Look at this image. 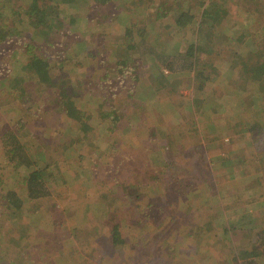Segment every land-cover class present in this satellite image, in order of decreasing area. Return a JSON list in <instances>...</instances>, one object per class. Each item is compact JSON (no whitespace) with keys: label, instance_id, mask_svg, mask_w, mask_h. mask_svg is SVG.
Here are the masks:
<instances>
[{"label":"rangeland","instance_id":"obj_1","mask_svg":"<svg viewBox=\"0 0 264 264\" xmlns=\"http://www.w3.org/2000/svg\"><path fill=\"white\" fill-rule=\"evenodd\" d=\"M210 1L227 13L200 26ZM60 2L46 16L64 27L44 34L6 20L0 0V264H237L242 243L264 264V0H88L73 25ZM179 7L196 22L179 25ZM195 42L205 89L186 58ZM33 56L49 60V85ZM40 155L49 194L20 189L14 211L20 161Z\"/></svg>","mask_w":264,"mask_h":264},{"label":"trees","instance_id":"obj_2","mask_svg":"<svg viewBox=\"0 0 264 264\" xmlns=\"http://www.w3.org/2000/svg\"><path fill=\"white\" fill-rule=\"evenodd\" d=\"M15 1L19 2L20 0H15ZM60 1L61 2L58 3L59 10H61L62 6H67L69 9H73L72 12H75L77 14V17L71 16L69 19L71 22L70 24L73 25L74 23L77 22V20H80L81 17L79 16V14H82L83 12L82 8L85 10V3L88 0H60ZM249 1H253V0H249ZM3 2H4V6H10V9L6 13L5 19L8 17L9 14H12V15H17L19 19H22L24 16H26L27 18L23 20V24L26 22L27 23L33 22L34 24H37L38 22L41 21L40 23L44 27V30H43L44 34H47V33L50 34V31L52 30L53 27H56V28L64 27V23L62 22V18L60 15L55 16V17L46 16V10L50 6V3L53 2V0H31V2H29V4H27L26 6L27 10H23L24 6L20 4H15L14 0H3ZM167 2L168 1H162L158 3L156 8L161 9L163 6L168 5ZM209 4L210 6L211 5L214 6L215 11L214 13L213 12L210 13L208 7L203 9L201 13V20L199 22L200 26L205 23L206 24L210 23V25H213L214 22H218V20L220 19L223 13L224 14L227 13V11L224 9L223 6L215 4V2H211V1ZM170 9L174 12L176 11L175 14H177V8L175 9L174 6H172L170 7ZM178 11L180 12L178 13L176 22L182 27H185L189 24H192L193 22L194 23L196 22L195 15L188 17L187 14L184 11H182V7H179ZM123 18H126V17L123 16ZM0 19H4L3 13L1 11H0ZM44 22H46V24H44ZM34 34L31 36L34 37ZM241 37L243 38L244 36L242 35ZM239 40H241V38ZM120 47L122 48L123 44H120ZM205 52L207 51L204 49V47H202L201 45L199 47L198 43L195 42V43H192L191 45L190 54L188 55V57L186 56L187 59L190 58V56H191V59H192V56L194 57L193 62L192 60L190 61L192 62L191 67H193L194 70L196 71V76L194 80L200 82V84L198 85V89H205L206 85L210 81V75L206 71L205 65L203 66V68H199V67L197 68V60L200 57L204 56ZM128 59L129 58H125V60L120 62L122 67L127 65ZM25 66L28 70L33 72L37 83L44 85V86H46V84L49 85L52 79L51 71H50L51 64L49 60L42 58L41 56H36V57L33 56L30 59V61L26 63ZM169 66L172 70H175L174 66H171V65ZM261 68L264 69V61L259 66V69ZM11 72L12 71L10 72L7 71L9 75L11 74ZM5 79L0 78V83H3ZM12 85H13V82H12ZM12 85L11 87H13ZM19 90L21 91L20 88ZM71 97L73 98V96ZM69 100L71 101V103L74 104V101L71 98H69ZM21 137H22V134H21V131L18 130L17 125L15 128L9 129L6 132V135L3 137V143L6 146H8L13 141L14 150L12 149L9 150V154H10L9 157L11 159V162H16L17 160L16 152L23 148ZM9 138H11L10 142H8ZM25 142L26 141H23V143ZM44 157L40 155L39 156L40 159L38 161H33L30 157H27L23 162L20 161L22 168H25L28 170L30 168V172L25 178V180L22 182V185L21 183H19L18 185V187H20L19 190H12L7 193L8 203L11 205V206L9 205L10 206L9 208L14 209V211H19L22 209L23 200H22V197L18 194V191H20V189H24L26 191L27 193L26 195L29 199L41 198L49 194V190L46 186V180L48 179L47 177H49L50 172L52 171H50L51 165L47 161H45L42 166L39 165L40 162L44 160ZM56 169L58 171L60 167L56 166ZM60 174L62 175V173ZM2 215H3V212H2ZM3 216L8 218L9 214H5ZM112 241L115 244L120 242V237L118 235L117 228H115L114 235L112 236ZM259 256H261V253H259V251L250 252V248L247 246V244L242 243L240 247H236L234 259L237 264H255Z\"/></svg>","mask_w":264,"mask_h":264}]
</instances>
